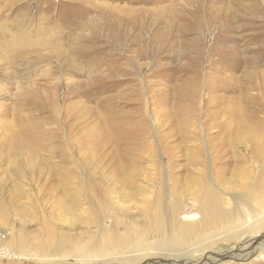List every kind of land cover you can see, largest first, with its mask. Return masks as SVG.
I'll return each mask as SVG.
<instances>
[{
  "label": "rangeland",
  "instance_id": "1",
  "mask_svg": "<svg viewBox=\"0 0 264 264\" xmlns=\"http://www.w3.org/2000/svg\"><path fill=\"white\" fill-rule=\"evenodd\" d=\"M33 85L50 93L57 86L59 108L25 100ZM94 114L124 122L125 137L107 140ZM11 115L42 120L36 124L48 131L30 169L17 154L7 167L16 133L35 123L13 122ZM239 116L255 126L264 148V0H0V264H81L34 252L46 239L47 219L56 238L95 231L59 221L71 218L59 213L58 203L59 181L67 174L130 167L183 176L192 169L190 157L202 156L210 180L211 167L222 171L225 181L213 189L219 209L232 214L233 228L206 227L205 240L195 238L177 251H112L106 259L264 264V202H244L254 181L264 180L261 165L243 145L239 158L248 176H232L230 155L217 159L214 153L225 147ZM196 206L186 208L189 222L200 219ZM134 217L133 211L121 218L128 223ZM136 221L141 225L144 218ZM152 241L143 243L149 248ZM248 251L247 260L238 257Z\"/></svg>",
  "mask_w": 264,
  "mask_h": 264
},
{
  "label": "bare ground",
  "instance_id": "2",
  "mask_svg": "<svg viewBox=\"0 0 264 264\" xmlns=\"http://www.w3.org/2000/svg\"><path fill=\"white\" fill-rule=\"evenodd\" d=\"M3 44L5 47L7 46L5 41ZM42 88L40 85L29 87L27 90L31 93L29 94L30 98L25 100L34 102L42 109L47 107L58 109L62 100L58 97L57 86L52 93ZM17 101L18 99L15 101V105ZM81 113L91 115L90 110H82ZM94 115V119L100 123V126L98 125L100 133L107 140L115 138V141L120 142L125 137L123 133L127 131L124 122L109 120L104 117V114ZM54 116L53 118H55ZM28 120H33L35 123L27 127V130L22 129L21 132L16 133L13 149L7 153V159L5 157L8 168H12L17 160L14 154L18 155L26 168H32L38 158L41 143L49 137L47 129L38 125L42 124V120L28 115H11L13 122L24 124L28 123ZM101 123H104V126ZM55 130L56 133L60 132L58 126ZM256 130L255 126L242 123L241 116H239L236 128L229 133L230 136L226 139L225 147H222L220 152L219 150L214 152L217 159L223 158L225 154L230 155L232 162L235 163L231 170L232 176L241 178L248 176L242 166L243 159L239 158L238 150L243 145H248L247 148L250 150L253 163L261 165L264 175V148L258 139ZM202 157H190L189 167L192 169L183 176L171 174L168 176L163 172L148 173L130 169V167H119L116 170H103V172L94 170L67 174L62 181H59L61 196L58 203L59 213L71 217V220L59 218V221H62V226H67L68 229H72L75 227L74 225L77 226L76 223H79L84 226L89 225L95 231L78 233L75 237L64 232L56 238V228L52 224L48 226L47 224L51 221L47 219L48 223H43L45 226L42 227L46 239L36 245L34 252L40 256L59 254L65 259H71L81 264H98L100 262V264H110L105 256L112 251H117L118 254L131 252L147 254L151 251L162 250L177 251L195 238L199 241L205 240V237L209 236L205 232L206 227H214V230L223 232L230 231L235 224L232 214L219 209V199L213 189L214 184L223 183L225 178L220 174L222 171L218 172L216 168L211 167L213 172L211 181L206 170L207 162ZM17 193L20 194L19 191ZM22 198L24 197L19 195V201ZM167 198L170 203L166 200ZM244 202L262 205L264 202V180L256 179L254 181L249 192H246ZM194 205H197L196 211L200 214V219H193L189 222L190 216L187 215L186 208L187 206L194 207ZM133 211L138 217H134L131 222H129L131 218H128V223H125L121 217H126ZM21 214H25L24 209L21 210ZM248 216L256 217L253 214ZM260 217L264 224L263 215ZM140 218H144L141 225L136 221ZM259 218H255V221H258ZM107 220H109V225L104 226L103 223ZM5 236L7 235L5 234ZM145 237L155 238L157 243L152 241L148 248L143 243ZM10 253L12 256L13 252ZM251 255L252 252L248 251L239 253L238 257L247 260ZM149 259L153 261H145L142 257H138L136 263L166 264L160 263L161 258L159 257H150ZM205 260H207L205 264H213L214 261V259Z\"/></svg>",
  "mask_w": 264,
  "mask_h": 264
}]
</instances>
